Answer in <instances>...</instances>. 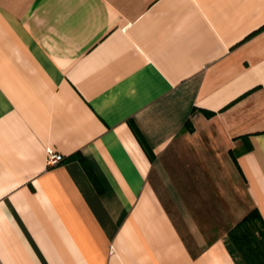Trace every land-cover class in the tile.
<instances>
[{
    "label": "crops",
    "instance_id": "0c3cea01",
    "mask_svg": "<svg viewBox=\"0 0 264 264\" xmlns=\"http://www.w3.org/2000/svg\"><path fill=\"white\" fill-rule=\"evenodd\" d=\"M254 207L264 0H0V264H244Z\"/></svg>",
    "mask_w": 264,
    "mask_h": 264
},
{
    "label": "trees",
    "instance_id": "16d2710c",
    "mask_svg": "<svg viewBox=\"0 0 264 264\" xmlns=\"http://www.w3.org/2000/svg\"><path fill=\"white\" fill-rule=\"evenodd\" d=\"M129 123L137 138L140 140L145 152L150 155L149 147L142 139L133 121ZM73 156L75 155L73 154ZM80 160L93 182H95L90 166L83 158ZM228 235L239 252L244 264H264V218H262L256 207L249 210L237 221L228 230Z\"/></svg>",
    "mask_w": 264,
    "mask_h": 264
},
{
    "label": "built area",
    "instance_id": "2783aa9c",
    "mask_svg": "<svg viewBox=\"0 0 264 264\" xmlns=\"http://www.w3.org/2000/svg\"><path fill=\"white\" fill-rule=\"evenodd\" d=\"M63 157L62 155L55 153L52 149L48 150V155H47V164L48 166L55 165L62 161Z\"/></svg>",
    "mask_w": 264,
    "mask_h": 264
}]
</instances>
